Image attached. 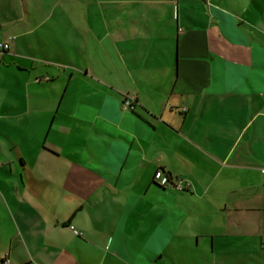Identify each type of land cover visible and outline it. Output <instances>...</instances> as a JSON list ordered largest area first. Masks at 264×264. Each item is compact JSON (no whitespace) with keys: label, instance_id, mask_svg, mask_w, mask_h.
I'll return each mask as SVG.
<instances>
[{"label":"crops","instance_id":"crops-1","mask_svg":"<svg viewBox=\"0 0 264 264\" xmlns=\"http://www.w3.org/2000/svg\"><path fill=\"white\" fill-rule=\"evenodd\" d=\"M106 1L83 62L0 0V264H264V0Z\"/></svg>","mask_w":264,"mask_h":264},{"label":"rangeland","instance_id":"rangeland-1","mask_svg":"<svg viewBox=\"0 0 264 264\" xmlns=\"http://www.w3.org/2000/svg\"><path fill=\"white\" fill-rule=\"evenodd\" d=\"M17 7L27 5L28 8L36 11L39 19L55 10V16L41 31L50 28L51 24L57 25V31L61 33V40L66 43L64 51L68 57L80 59L85 62L86 51H75L77 46H90L96 48L100 45L109 44L113 41L112 36L106 35V27L103 23V10L116 9L119 1L106 0H16ZM10 4H8L9 7ZM34 19V18H33ZM51 29V28H50ZM57 32L58 38L60 34ZM92 51V49H90ZM66 53V55H67ZM114 56V54H113Z\"/></svg>","mask_w":264,"mask_h":264},{"label":"built area","instance_id":"built-area-1","mask_svg":"<svg viewBox=\"0 0 264 264\" xmlns=\"http://www.w3.org/2000/svg\"><path fill=\"white\" fill-rule=\"evenodd\" d=\"M9 49H10L9 41H0V52L8 51ZM134 104H135V100L133 97H131V96L125 97V99L123 101V105L126 109H133ZM160 176H161V172H159L156 177H160ZM162 181H163V183H166L168 180L166 178L165 179L163 178ZM177 188L183 189L182 184L177 185ZM70 228L76 235L81 234V232L79 230H77L73 225H71ZM3 264H10L9 258H5L3 261Z\"/></svg>","mask_w":264,"mask_h":264}]
</instances>
